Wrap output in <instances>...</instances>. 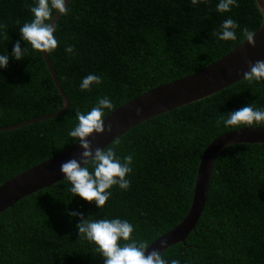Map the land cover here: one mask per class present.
<instances>
[{
	"label": "trees",
	"instance_id": "trees-1",
	"mask_svg": "<svg viewBox=\"0 0 264 264\" xmlns=\"http://www.w3.org/2000/svg\"><path fill=\"white\" fill-rule=\"evenodd\" d=\"M218 2L73 0L69 14L57 22L59 45L49 55L70 108L54 119L0 132V186L76 143L68 133L78 110L86 113L108 97L115 106L108 116L229 54L242 43L244 27L254 32L261 27L256 0H236L238 7L224 14L217 13ZM35 3L0 0V54L9 56L0 69V128L54 114L64 105L43 54L20 35V27L33 19L26 5ZM226 18L240 25L236 41L214 35ZM17 41L28 49L20 61L12 57ZM67 45L74 54L65 52ZM89 74L101 76L102 83L81 91ZM251 104L264 109V81L249 85L241 80L137 125L108 146L121 158L134 156L130 188L113 186L102 209L74 197L65 180L22 199L0 215V264H103L94 245L79 238L80 221L68 215L73 211L85 219L127 220L133 237L150 246L185 219L206 147L238 129L217 127L219 116ZM162 255L179 264H264V144H236L219 154L195 229L186 244Z\"/></svg>",
	"mask_w": 264,
	"mask_h": 264
},
{
	"label": "clouds",
	"instance_id": "clouds-1",
	"mask_svg": "<svg viewBox=\"0 0 264 264\" xmlns=\"http://www.w3.org/2000/svg\"><path fill=\"white\" fill-rule=\"evenodd\" d=\"M205 2V0H191L193 6ZM30 9L33 19L25 22L20 27V35L24 42L30 45L36 53L52 54L58 47L59 41L55 37L57 23H50L53 14L58 13L59 18L69 14L65 0H36L35 6L26 5ZM232 7H238L236 0H219L216 11L219 14L228 13ZM259 10L264 13V5L258 4ZM19 23V21H17ZM240 25L231 18H226L220 25V30L215 32L220 41H236V30ZM242 43L247 42L249 47H255V32L247 27L241 29ZM74 47L67 45L65 52L74 54ZM28 49L21 48L19 41L12 49V57L20 61L27 54ZM9 62L7 54H0V69H5ZM243 81L249 85L264 81V60L249 62V71L243 73ZM102 83V77L89 74L82 79L81 91H91L94 85ZM114 104L108 97L97 100L90 111L76 112V125L68 135L79 142L82 152L79 159L72 158L60 166V172L68 184L71 185L72 195L80 197L87 203H95L98 209H102L111 197L110 189L118 186L120 190L127 191L131 181L128 179L132 173V154L119 157L114 147L93 149L89 137L93 134L110 133L111 125H104L106 112L114 109ZM142 109L137 108L139 115ZM223 123L226 128L253 127L264 124V109H257L251 105L241 107L239 110L219 116L216 126ZM70 217L77 218L80 222L76 225L79 238L94 245V250L102 256L103 264H179V260L170 262L156 249L147 252L148 244L137 241L133 237L134 226L127 220L116 219H92L84 218L82 213L73 211L68 213ZM166 241H161L163 248Z\"/></svg>",
	"mask_w": 264,
	"mask_h": 264
},
{
	"label": "water",
	"instance_id": "water-1",
	"mask_svg": "<svg viewBox=\"0 0 264 264\" xmlns=\"http://www.w3.org/2000/svg\"><path fill=\"white\" fill-rule=\"evenodd\" d=\"M72 1L65 0V3L69 5ZM256 3L257 6L258 4L264 5V0H256ZM261 15V27L254 36L255 47H249L245 41L229 54L199 71L177 81L160 85L127 102L104 118L105 127L111 125L110 133L93 134L88 138L93 149L96 147L106 148L137 125L200 101L241 81L243 73L249 71V62L264 60V13L261 12ZM59 19V14L55 13L50 23L55 24ZM42 54L56 88L64 100L62 109L38 119L0 128V132L12 131L30 124L54 119L69 110V99L60 84L49 55ZM137 108L142 109L139 115L136 114ZM236 144H264V127L238 128L223 133L206 147L197 166L191 204L185 219L176 228L155 240L148 247L147 252L156 249L162 254L178 243L186 244L189 233L195 229L204 209L214 162L224 149ZM81 152L82 149L79 148L77 141L60 154L3 183L0 186V215L8 209H13L22 199L61 182L64 179L60 172L61 164L72 158L79 159ZM161 241H166L163 248L160 247Z\"/></svg>",
	"mask_w": 264,
	"mask_h": 264
}]
</instances>
